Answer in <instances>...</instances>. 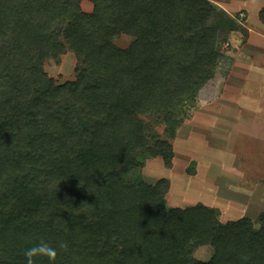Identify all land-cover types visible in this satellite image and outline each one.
<instances>
[{
	"label": "trees",
	"instance_id": "trees-1",
	"mask_svg": "<svg viewBox=\"0 0 264 264\" xmlns=\"http://www.w3.org/2000/svg\"><path fill=\"white\" fill-rule=\"evenodd\" d=\"M223 18L233 31L210 0H0V264L41 241L57 259L35 264H264V212L172 207L170 180L142 173L175 156L143 117L176 133L226 61ZM68 50L78 78L57 84L44 65Z\"/></svg>",
	"mask_w": 264,
	"mask_h": 264
},
{
	"label": "rangeland",
	"instance_id": "rangeland-1",
	"mask_svg": "<svg viewBox=\"0 0 264 264\" xmlns=\"http://www.w3.org/2000/svg\"><path fill=\"white\" fill-rule=\"evenodd\" d=\"M82 8L90 12L93 4L84 1ZM229 17L237 23L233 26L235 36L242 27L238 22L242 18ZM229 23L228 18L219 22V48L226 54L219 78L186 107L183 123L176 133L171 135L173 130L167 124L157 125L155 119L143 117L162 139L171 142L175 156L170 167L162 157L146 159L142 173L149 184L161 178L173 181L167 194L169 206L205 204L218 211L223 223L251 217L259 226V215L264 212V101L258 98L262 103L254 104L242 96L232 56L238 48L233 34L228 32L232 28ZM133 40L122 34L115 43L127 48ZM77 66L75 53L68 50L60 62L46 61L44 69L57 84H63L78 78ZM261 87L259 83L257 92ZM250 90L251 84L244 87L245 94ZM213 255L212 246L199 248L195 253L200 260Z\"/></svg>",
	"mask_w": 264,
	"mask_h": 264
},
{
	"label": "crops",
	"instance_id": "crops-1",
	"mask_svg": "<svg viewBox=\"0 0 264 264\" xmlns=\"http://www.w3.org/2000/svg\"><path fill=\"white\" fill-rule=\"evenodd\" d=\"M210 1L228 15L241 16L242 19L238 22L242 27L236 35L233 34L236 31H228L233 34V42L235 47L238 48V51H234L235 53L232 55L235 57L234 68L237 66L235 69L239 74L238 79L242 96L254 104L261 102L258 98L264 101V83H262L264 82V0ZM259 83L262 84V89H258L257 92ZM248 84H251V90L247 95L244 93V87ZM253 94L255 98L252 99ZM262 112H264V109H262ZM171 183L174 184L173 181Z\"/></svg>",
	"mask_w": 264,
	"mask_h": 264
},
{
	"label": "clouds",
	"instance_id": "clouds-1",
	"mask_svg": "<svg viewBox=\"0 0 264 264\" xmlns=\"http://www.w3.org/2000/svg\"><path fill=\"white\" fill-rule=\"evenodd\" d=\"M58 247L60 249H66L68 245L66 242L61 241ZM57 255V249L43 241L27 249L25 252L27 264H35L34 258L38 257H47L50 261L54 262L57 259Z\"/></svg>",
	"mask_w": 264,
	"mask_h": 264
}]
</instances>
